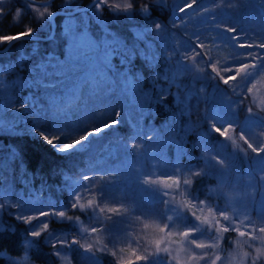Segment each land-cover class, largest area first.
Segmentation results:
<instances>
[{
    "label": "trees",
    "instance_id": "obj_1",
    "mask_svg": "<svg viewBox=\"0 0 264 264\" xmlns=\"http://www.w3.org/2000/svg\"><path fill=\"white\" fill-rule=\"evenodd\" d=\"M88 1L72 0V7L83 5ZM153 2L158 1H137V3ZM170 2V0H165L163 5H154L147 19L140 16L134 17L133 28L141 29L148 27V24L152 21L165 19L172 11ZM23 3L24 0H0V6H3L5 12V15L0 16V35L19 33L29 25L37 28L36 33L48 34L49 25L44 27L42 26V21L37 23L34 19L37 14L34 11L25 10L19 23L12 19V10L17 6H22ZM46 5L50 11L64 8L61 5V0H52ZM39 6L43 9L44 5ZM114 11L115 9L112 8H104L102 11V22L105 23L109 31L118 35L126 43L132 44L136 42L131 25L123 20L127 17L114 15ZM243 11L244 8L241 5L237 9L232 10L231 8V15L220 23L219 28L235 27L238 33L246 34L256 42L264 40V31L257 30L253 24L248 23L245 26L242 23ZM60 18L61 15L55 16V43L50 42L48 39H23L13 42L7 51L0 52V62L12 63L15 68V73L11 70L4 78L6 82L4 88H8V90L0 89V103L4 105L3 108H0V120L5 121V123L13 122L15 124L14 131H0V201L6 200L8 202L9 197L7 194L9 192L13 196V201L8 202L5 210L0 212V219L4 227L10 229L4 232V249H7L8 254L12 257H17L24 253L23 241L27 232L32 229L30 225L28 226L29 223L17 219V214L22 205L28 203L31 205V203H35L42 198L52 200L53 204L65 203L68 198L69 188L73 182L72 179L81 178L84 170H87L86 173L93 179L95 189H98L95 196L98 195L99 191L103 193L102 198L100 195L98 196L100 206L107 208L113 203V207L122 209L120 214L129 213V217L125 219L127 222L123 224L120 230L123 237L114 250L118 252L119 248L132 247L134 241H139L144 245L148 244L146 238L152 236L155 226L146 230L144 229V223L154 219H158L161 222V226L164 223H169V221L164 219L165 208L167 207L164 203L166 196L126 191L127 187L131 186L132 178L134 177L121 171L123 165L133 161L135 151L144 142L141 139L147 140L146 146L148 150L149 145L154 143V146L150 147V149L155 150V144L158 148L159 145L162 146L163 142L168 140L170 131L177 133L178 136H185L184 148L188 155H180L174 144H167L165 150H168L169 156L172 157V160L167 162L168 165H176L178 161L189 159V152L194 155L190 159L203 160L202 149L194 144L198 139L197 135L195 133L187 134L182 129L181 119L184 116L179 118L178 123H173L174 115L181 107L173 90L171 88L168 89L166 95L157 90L164 83L159 75V68L167 62L174 65L177 59L173 54H169L171 59L163 55L166 49L161 46L152 33L145 35V39L150 42L147 58L152 60L158 54V59L151 64H147L139 57L129 62L120 51L111 52L106 61L105 57H100L101 55L99 56L96 51H94L95 53L89 51L86 55L81 54L83 56L82 60H78L80 57L74 54V60L78 61L75 71L65 77H61V81L55 89L48 90L49 93L54 95L52 98L54 106H62V110L56 111L54 115L48 109V97L43 94V89L38 91L36 89L13 86V81L20 78H28L27 67L29 63H36L41 59L40 57L45 56L49 52H56L61 55L63 53L67 54L65 47L68 49V45L62 36L64 26H62ZM93 28V30H96V26H93ZM214 28L217 29V27ZM197 32L200 33V31ZM227 35L230 37L232 34L227 33ZM94 36L98 40L99 31L94 33ZM136 43L143 48V41ZM226 46V49L229 50V45ZM34 47L39 49V54L35 57H33L35 55L33 54ZM21 56L25 58L23 67L15 63ZM214 75L212 73L209 78L210 81L225 88L229 87V85H224L218 79L212 78ZM224 75H231V73H225ZM121 80L124 81L120 86ZM229 89H231V86ZM26 96H31L32 99L40 97L39 103L44 105L45 112L48 114L36 116L31 113L30 115H25L20 105L28 103L27 106L32 107L30 102H26ZM201 97L202 100H200L198 108L194 109V107L187 105L189 108L188 115L191 124L198 123V131H205L208 134L210 143L214 147L212 155H216L221 149L219 142H222L224 138L209 125L205 109L208 97L207 94ZM251 97L249 92H245L242 96L243 103L239 106V111L243 109L244 103L247 102L251 108H254L262 115L264 121V108L255 106ZM114 113L121 114L120 123L103 132L91 153L87 149L82 153L67 156L57 151V148L53 145L45 142L38 132L33 131L36 127L33 123L39 119L42 121V124L39 125L40 131L50 136L60 135V142L66 143L84 134L94 126H102L103 122L109 120ZM149 114H154L152 116V124L146 118ZM215 117L216 115H211L210 120L219 127H225L223 122L219 118L215 119ZM137 128L142 130L139 137L134 135ZM234 131L236 130L234 129ZM240 142L241 145L238 146L239 149L237 151L229 153L222 146L223 153L219 154L220 158L223 159L226 156L225 161L229 165L231 175L238 173L242 177L247 170L252 171L254 169L256 159L261 154L253 153L251 149L247 148L243 140H240ZM133 143L137 144L135 149L127 146ZM11 149L18 153V159H9ZM244 151L247 152V157L244 156ZM234 153L235 158L233 159ZM218 167L222 168L213 162L210 170L206 171V176L197 177L194 185H199L205 189L213 184L215 178H217L214 172L219 169ZM251 174H253V179H257L258 192L260 175L256 172ZM104 197H108L110 202L101 203L104 202L102 201ZM131 201H134V203H131ZM167 201L170 202L172 207H175L170 200L167 199ZM78 211L80 210L77 209L73 213H78ZM79 213L82 212L80 211ZM114 214L108 211L97 213L103 226H109L108 224H103V222L112 220ZM167 214L170 215L171 213ZM137 217H140L139 221H142V223L136 220ZM53 221L52 219L49 221L51 227L65 228L64 221L57 222L55 225H53ZM224 239L227 240V235L224 236ZM35 240L36 247L28 250L32 264H60L54 254L52 245L44 243L41 237L35 238ZM226 242L228 243V241ZM106 254L103 255L106 256ZM111 256L113 255L111 254ZM170 259L171 257L164 254L161 260ZM102 262H106L104 257ZM7 263V259H4L3 264ZM138 264H156V261L149 259L148 261H140Z\"/></svg>",
    "mask_w": 264,
    "mask_h": 264
},
{
    "label": "snow or ice",
    "instance_id": "obj_2",
    "mask_svg": "<svg viewBox=\"0 0 264 264\" xmlns=\"http://www.w3.org/2000/svg\"><path fill=\"white\" fill-rule=\"evenodd\" d=\"M165 0H158V2L153 3H137V0H128V3L123 5L117 3H111L110 0H92V3L87 8L81 7H72V0H65L64 8L66 10L67 19L63 28L62 36L65 39V43L68 45L67 54L63 53L57 54L56 52H49L36 63L32 64L28 68V78H20L19 80L13 81V86H18L25 89H36L44 90V95L48 97V109L54 115L56 111L62 110V106H54L52 103L53 94L49 93V89H55L58 86V83L61 81V77H65L75 71V67L78 61L74 60V52L76 51V45H82L79 49V52L82 54H87L90 50L98 47V42L92 39L87 31L88 20L91 18L97 22H102V11L104 8L115 9L113 12L114 15H124L128 19H133L136 16L143 17L147 19L151 12L152 7L163 5ZM200 7H204V0H200ZM189 9H198L197 0H183V3H177L173 9V20L172 27H176V14L183 13L188 14ZM25 10L35 11L37 14L34 19L37 23L41 21L42 26L50 25L53 18L57 15L56 10H49L47 5L43 6V10L40 8L33 9L32 0H24L22 6H17L12 10V19L19 23L22 18ZM91 14V16H89ZM198 10L193 12V15H198ZM5 15L3 6H0V16ZM77 15H79V23L77 21ZM181 21L184 20L183 16H180ZM214 19V17L212 18ZM219 28V25H215ZM37 28L35 26L29 25L25 27L21 32L16 34L0 35V45H9L11 46L13 42L23 40L24 38H31L36 33ZM165 30V26L161 23H153L152 27H144L141 29H133L135 41H143L144 46L141 48L138 43L134 42L132 44L126 43L115 33L108 32L105 30V39L103 41V46L105 49V61L107 57L113 51H120V53L125 57L127 61H133L134 58H142L147 64L158 59V54H156L152 60L147 58L149 51V41L145 39V35L149 32H155L157 35L162 33ZM224 33L232 34L229 38L233 41V45L237 49H255L256 51H244V52H235L232 56L233 63L226 64L223 69L217 67L218 62H213L212 58L208 57V62L210 66L211 73L215 74V79H218L224 85H232L233 82H236L238 79L242 82L246 78L256 72L258 67L264 66V40H261L257 43L251 37L247 35H242L237 32L235 27H227L222 30L220 38H223ZM47 39L55 43V36L49 32ZM194 40L197 42L194 48H191L190 51H194L197 56L204 57L208 55L207 51L201 52L200 49H207L209 46L205 42L201 41L200 36H194ZM7 51V49H5ZM33 54L38 55V47H34ZM165 57L169 56L167 50L163 53ZM24 57L21 56L15 63L20 64L23 67ZM183 63V58L180 61ZM13 64L9 63L6 66H0V89L6 86L4 80V72L12 69ZM185 71L199 72L201 70L196 69L193 64L190 68L185 65L179 70H176L172 74V81L175 82L179 76ZM223 73H231V75H223ZM264 73V67L261 68V72L258 74ZM257 75V76H258ZM167 78V77H165ZM199 76H197V79ZM264 79V77H262ZM251 84V88H248L247 85ZM246 86L243 84L245 92L252 91L256 88V84L248 82ZM133 87H135L133 85ZM236 88L233 87V91ZM197 91L202 92L203 89L196 91H188L184 94L181 99L179 94H177V101L181 105L180 110L175 113L173 118V123H178L179 118L188 115L189 108L187 107L189 100L197 94ZM166 95V92L164 91ZM40 97L32 99L31 96H26V102L32 104V112L36 116L47 115L45 112L44 105L39 103ZM238 104L243 103V99L237 102ZM264 103V100L261 101ZM4 105L0 103V108H3ZM21 109L25 107L24 104L20 105ZM247 112L250 117L255 114L252 111V108H248ZM215 119H217L215 117ZM121 114L114 113L109 120H105L100 127H92L88 129L84 134L79 135L69 142L61 143L60 135H48L43 131H40L39 125L42 124V121L37 119L34 121L36 127L33 131L38 132L40 137L50 145H53L57 148V151L61 153H66L74 149L78 145H82L86 142L92 135H100L104 131L111 129L114 126H117L120 123ZM215 121V120H213ZM183 130L187 134L195 133L198 139L195 141V145L198 148L203 150L202 154L205 157V163L209 161L214 162L215 165L221 167L226 166V161L223 158H220L219 152L216 155H212L213 145L210 143L209 136L205 131H198V123L185 124L183 125ZM211 128L218 133L225 140H230L232 137L229 135V132L232 131V123H228L226 128H222L216 125V123L211 124ZM15 124L13 122L5 123V121L0 120V131H14ZM141 129L137 128L136 137L141 135ZM147 138V137H146ZM184 138L185 136H180L179 139L175 135H170L168 140L163 143L174 144L180 155H188L184 148ZM240 139L244 141L248 149H251L253 153L261 154L264 153V146L256 147L252 143H249L248 139L241 134ZM128 147L135 149L137 144L133 143L127 145ZM244 156L247 157V152L244 151ZM18 153L14 150H10L9 159H18ZM235 158V153L233 154V159ZM264 159V158H261ZM179 168V165L176 166V169ZM175 171V170H174ZM189 175L191 177H200L201 175L206 174L201 170L195 168L189 169ZM264 171V169H262ZM83 180L88 181L86 186L81 187V183L74 182L76 189L71 198L70 209H56L49 211L45 208H36L34 212L38 215L24 214L23 212H18L17 219L28 222L32 225V221H37L34 228L27 232V235L23 241L24 246V255L22 258H15L8 254L7 249H0V258H6L8 264H31L29 259L28 250L36 247L35 238L42 237V233L48 232L47 242L57 248L56 255L60 256L61 253L58 250L62 247H71L72 244H80V240H73L70 236H64L54 231H50V222L44 218L55 217L58 221H69L72 222L79 230V221L80 217H73L68 214V210L78 209L82 212H97L104 213L105 211L111 213H120L121 208L117 207H102L100 206V200L97 198H92V180L89 176L84 175ZM261 180H264V176L261 177ZM145 183H159L158 181L146 180ZM165 187L174 189L177 191V194L182 196V199L179 204L175 207L170 205L169 201H164L167 207L165 208L164 219L171 222V229H176L178 226L182 225L183 230L173 231L170 229L169 223H164L162 226L157 224L155 225L158 235L156 238L150 240V245L152 251L149 254L148 248L138 249L132 248L131 246L119 248L118 252L125 255H118L117 251H112L111 254L114 257L118 258V264H138L140 261H148L149 259H154L156 264H229L227 258H222L219 254L221 250V241L224 239L225 234L236 233L237 239L235 244L238 249L242 248L244 244H248L251 248L256 241L260 242V247H255V254L250 252H243L242 254L238 251L237 255L241 256L239 264H245V260L248 261V264H262L264 262V200L261 201L259 206V215L258 219H252L250 215L241 216L233 208L231 212L229 209H221L219 207H214L207 199L201 200L195 196L194 193L188 191V187L192 185L193 180L189 178L181 179L180 175L169 174L168 178L163 181ZM183 185V189H182ZM85 191L82 193L81 189ZM182 189V190H181ZM188 195L191 199H183L184 195ZM99 195L102 198L103 193L99 191ZM164 196H168L169 192L165 191ZM174 199V197H173ZM195 201V203L193 202ZM8 206L6 200L0 201V212L5 210ZM20 208L19 205H17ZM184 209L183 211L181 209ZM191 212V216L197 223L195 226H186L183 224V220L188 217V212ZM167 213H171L170 215ZM239 221V222H237ZM153 226L147 222L144 223V229H150ZM6 229L3 224H0V234H3ZM104 229L99 224H94L90 228H84L83 233H91L95 235L98 232H102ZM202 235H198L201 234ZM31 237V238H29ZM187 244L189 247L184 248V245ZM172 245H179V247H173ZM94 245L89 243L86 245L85 250L87 252H93ZM217 251H209V250ZM100 251H107L108 246L105 244L99 249ZM199 250V251H196ZM185 253L181 255V253ZM143 253V254H142ZM161 254H166L171 257L170 260H161L159 257ZM231 259H235L233 256Z\"/></svg>",
    "mask_w": 264,
    "mask_h": 264
},
{
    "label": "rangeland",
    "instance_id": "obj_3",
    "mask_svg": "<svg viewBox=\"0 0 264 264\" xmlns=\"http://www.w3.org/2000/svg\"><path fill=\"white\" fill-rule=\"evenodd\" d=\"M140 1V0H137ZM158 1V0H155ZM170 4L172 7V11L170 12L169 16L165 17L162 21H152L148 24V27L151 28L153 23H161L165 26V30L157 35L154 31L149 32L152 33L154 38L159 41L161 46L165 48L169 54H173L177 62L174 65H171L170 62L165 63L161 68H159V75L162 77L161 79L164 81V83L157 89L160 91V93H164V91H168V89H172L174 92V95L177 99V94H179L180 98L182 99L184 94L190 90L196 91L199 89H203L202 92L197 91V94L194 95L188 102L189 106L194 107V109L198 108V104L200 100H202L201 96H204L207 94L206 99V116L207 120L209 121V125L211 126L212 122L210 120L211 115H216V118H219L220 121L223 122L226 128L228 126V123H232V131L229 132V135L232 137L230 140H225L221 142L220 145L221 149L219 153H223V148L229 153L235 152L239 149L238 146L241 145L240 142V136L243 134L245 136L249 143H252L256 147L264 146V121L262 115L257 112L254 108H252L254 116L250 117L247 109L250 107L248 103H244V107L241 111H239V106L241 104H238L237 102L240 101L242 96L245 94L243 84L244 86L247 85L248 82L252 81V84H256V88L252 91H248L251 94V100L252 103L259 107L264 108V103H261L262 100H264V73H261V67H258L256 72H254L252 75L248 76L244 82L240 81L239 79L236 82H233L231 86V89L229 87H223L219 86L215 82H212L209 80L210 76L212 75L208 57L210 56L212 58L213 62H218L217 67L221 70L226 64L233 63L232 56L235 52H244V51H256L255 49H237L233 45V41L229 39V35L227 33H224L223 38H220L223 28H214L215 25H220V23L227 19L229 15H231L230 11L231 8L237 9L238 6H242L244 8V11L242 12V23L246 26L248 23L253 24L257 30L264 31V0H204V7H200V0H197L198 9H189L188 14L185 15L183 13L176 14V27H172V20L174 18L173 16V9L177 3H183V0H170ZM111 3H117L121 6L128 3V0H110ZM65 0H61V5L64 6ZM40 4L32 3L33 9L40 8ZM199 12L198 15H193V12L197 11ZM35 12V11H34ZM91 16V14H89ZM180 16L184 17V20L181 21L179 19ZM214 17V19H212ZM77 21L79 23V15H77ZM67 19L66 15H61L60 22L62 26L65 25V21ZM125 20L129 25H131V29H134L132 26V23L134 21V18L131 19H123ZM93 26H96V30H93ZM45 27V26H44ZM107 29L108 32H111L108 30V27L103 22H97L93 19L88 20L87 24V31L89 36L96 40L98 42V47L95 49L90 50L92 53L96 51V53L99 54L100 57H105V49L103 46V41L105 39V30ZM99 31V39L97 40L94 36V33H98ZM197 31H200L198 33ZM92 32V33H90ZM112 33V32H111ZM242 35H246L241 33ZM199 35L201 41L205 42L206 45L209 47L207 49H200L199 51L204 52L207 51L208 55L204 57L197 56L194 51H190L191 48H194L196 45V41L194 40V36ZM259 35V33H257ZM229 42V43H228ZM260 41H257L259 43ZM228 43V44H227ZM226 45L228 46V49H226ZM83 47L82 45H76V51L74 54H77L80 58L78 60H82L83 56L82 53L79 52V49ZM66 51L68 50L67 47H65ZM264 51V50H259ZM95 53V52H94ZM42 55V54H41ZM34 55L33 57H35ZM44 57V56H43ZM42 58V57H40ZM77 58V57H75ZM183 58V63H180V61ZM27 61V60H26ZM25 62V61H24ZM120 62V61H117ZM195 65L196 69H199L201 71L199 72H192V71H185L183 72L179 78L173 82L172 81V74L179 70V68L184 67L187 65L189 68L192 65ZM8 63L0 62V66H6ZM32 65V62L28 64V67ZM161 69V70H160ZM15 73V68L13 66L12 69H9L4 72V78L9 74V71ZM7 74V75H6ZM224 75L225 73L222 72ZM258 75V76H257ZM17 76V75H16ZM197 76L199 78L197 79ZM167 77V78H165ZM124 80H121L120 86L123 84ZM233 87L236 88L235 91H233ZM248 88H251V84L247 85ZM3 90L7 91L8 88H2ZM25 107L22 109L25 113V115H30L32 112V107L27 106L28 103H23ZM251 108V107H250ZM154 114H149L146 118H148V122L151 124L152 116ZM185 124H191V120L189 118V115L184 116L181 119V125ZM217 125V124H216ZM218 126V125H217ZM183 129V128H182ZM234 129L236 131H234ZM105 132V131H104ZM103 134V133H102ZM92 135L86 142H84V145H78L74 149H72L69 152L64 153L67 156H71L77 153H82L84 150H87L91 153L94 147L97 145L98 138L102 135ZM170 135H175L177 139L180 138L177 133H173V131H170ZM142 144L137 148V151H135V158L133 161H130L128 164H124L122 168V172L126 175H132L134 178H132V184L131 186H128L126 191L128 192H144L149 193L151 195H163L165 191L169 192V195L166 196V200H170L173 205H177L180 203L182 196L180 194H177V191L174 189H170L165 187L163 181L168 178L169 174H177L180 175L181 179L189 178L193 180L192 185L188 187V191L191 193H194L195 196L201 200L207 199L214 207H219L221 209L227 208L231 212V210L234 208L237 213H239L241 216L244 215H250L252 219H258L259 215V206L262 200H264V180H261V177L264 176V153H261L259 157L256 159V164L254 169L247 170L246 174L241 177L238 173H233L231 175L229 171V165L226 164L225 167L219 168L216 172L217 178H215V181L213 184L209 185L205 189H203L199 185H194L195 180L197 177H191L189 175V169H197L201 170L202 172H206L207 170H210V167L212 166L213 162L209 161L207 164L205 163V157L203 156V160L198 159H190L194 155L192 152H189V159L177 162L176 165H168L167 162L172 160V157L169 156L168 150H165L167 147V143H164L162 146L156 147L155 144V150H151L150 147L154 146V143L149 145V150L147 149V140H142ZM162 148L163 151H162ZM151 150V151H150ZM203 152V150H202ZM213 154V153H212ZM82 156V155H81ZM226 156H224L225 159ZM179 165V168L176 169V166ZM175 170V171H174ZM87 171V170H86ZM86 171H82L83 174L81 175V178L72 179V185L69 188L68 191V198L65 203H58L53 204L52 200L49 199H39L35 203H28L23 204L22 208L19 209V212H23L24 214H32V215H38V213L34 212L36 208H45L49 211L56 210V209H70L71 205V198L74 194V190L76 189V186L74 185V182L81 183V187L86 186L85 184L88 183V181L83 180V176L87 175L89 176ZM208 172V171H207ZM211 172V171H210ZM253 172H256L259 174V191L257 192V179H253ZM250 174V175H249ZM160 175L163 177L160 178ZM206 175L204 174V177ZM91 178V176H89ZM92 180V198H97L98 189H95V184ZM151 180V181H158L159 183H145L144 181ZM124 183V181H123ZM183 189V185H182ZM181 189V190H182ZM85 190L82 188L81 192L83 193ZM8 195V202L13 201V196L9 192ZM174 197V199H173ZM129 198V196H128ZM101 199V198H100ZM183 199H191L190 196L184 195ZM106 203L110 202L108 197H104L102 200ZM195 203V201H193ZM131 203H134V201H131ZM116 206V205H115ZM110 207H113V203L110 204ZM77 209H71L68 210V214L72 215L74 218L79 216V230L78 228L72 224V222L64 221V227L63 229H59L57 227H51L50 231H54L56 233H59L64 236H70L73 240H80V244H72L71 247H62L58 250L60 251L61 255L57 256L56 251L57 248H53L54 254L57 257V261L60 264H118V258L111 256V252L115 251L114 248L118 245V242L122 239V231L121 228L124 223L127 221L125 220L126 217H129V213L122 214H114V218L109 221L103 222V224H108L109 226H103L100 222V218L98 217L97 213L99 212H81L78 211V213H73V211H76ZM132 210V209H131ZM184 210L183 208L181 209ZM189 216L186 217L183 220V224L186 226H195L196 221L190 217L191 212L189 211L187 213ZM121 215V216H120ZM119 216V217H118ZM123 218V219H122ZM140 217H137L136 220L138 222L142 223V221H139ZM50 221V219L54 220L53 225H55L57 222H60L55 217L51 218H44ZM63 222V221H62ZM239 222V221H237ZM28 223V222H27ZM37 221H32V225H30L31 228H34ZM147 223L151 224L153 227L157 224L161 225L160 221L158 219H154L151 221H147ZM0 224H3V222L0 219ZM94 224H99L104 231L98 232L95 235L91 234L90 232L85 234L83 233L84 228H90ZM170 229H171V222H169ZM173 231H179L183 230V226L180 225L176 229H171ZM152 232V231H150ZM152 236L147 237L146 241L148 244H141L139 241H134L132 248H148V253L150 254L152 251V247L150 245V240L156 238L158 235V232L153 230ZM198 235H202L198 234ZM227 235V240L223 239L221 243V250H219V254L222 258H227L229 264H239V261L241 259L240 255H237V252L239 251L241 254L243 252H250L251 254H255V247H260V242L256 241L253 246L250 248L248 244H244L242 248L238 249L235 240L238 238L236 233H230L225 234ZM42 241L44 243H48V232H44L41 237ZM225 240V242H224ZM4 241H5V233L0 234V249H4ZM228 241V243L226 242ZM93 244L94 249L93 252H87L85 250V247L87 244ZM108 246L109 252L106 251H100L99 249L103 247V245ZM51 245V244H50ZM173 247H179V245H172ZM189 245L185 244L184 248L187 249ZM199 251V250H196ZM209 251H217L215 249L209 250ZM106 254L104 256L103 254ZM143 254V253H142ZM185 253H181V255H184ZM24 255L21 254L15 258H22ZM118 255H125L123 253H119ZM164 254H161L159 259L163 258ZM233 256H235V259H231ZM103 257L106 259V262H102ZM112 258V260H111ZM6 258H0V264H3V261ZM8 264V263H7ZM32 264V263H31ZM245 264H248V261L245 260Z\"/></svg>",
    "mask_w": 264,
    "mask_h": 264
},
{
    "label": "water",
    "instance_id": "obj_4",
    "mask_svg": "<svg viewBox=\"0 0 264 264\" xmlns=\"http://www.w3.org/2000/svg\"><path fill=\"white\" fill-rule=\"evenodd\" d=\"M52 0H32V3L35 4H40V5H46L48 3H50ZM92 3V0H89L87 3L80 5V6H75L73 8L76 7H81V8H87L90 4ZM57 11V15H66V10L64 8H59V9H53ZM56 15V16H57ZM55 27H56V22H55V17L53 18L51 24L49 25V32H51L54 35L55 32ZM16 34V33H15ZM49 33L44 35V34H39V33H35L33 37L31 38H24V39H30V40H46L48 37ZM9 45H0V52H4L5 49H8Z\"/></svg>",
    "mask_w": 264,
    "mask_h": 264
}]
</instances>
